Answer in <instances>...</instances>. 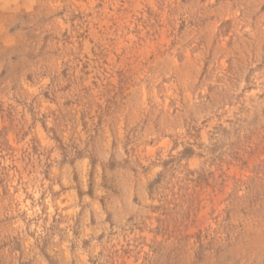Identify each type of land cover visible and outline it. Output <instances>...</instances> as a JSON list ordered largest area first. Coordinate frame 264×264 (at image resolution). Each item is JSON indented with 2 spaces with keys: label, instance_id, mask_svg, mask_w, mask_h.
I'll return each mask as SVG.
<instances>
[{
  "label": "rangeland",
  "instance_id": "1",
  "mask_svg": "<svg viewBox=\"0 0 264 264\" xmlns=\"http://www.w3.org/2000/svg\"><path fill=\"white\" fill-rule=\"evenodd\" d=\"M0 264H264V0H0Z\"/></svg>",
  "mask_w": 264,
  "mask_h": 264
}]
</instances>
